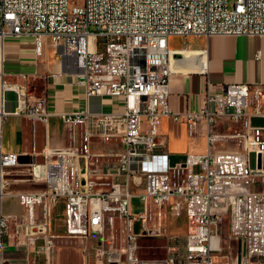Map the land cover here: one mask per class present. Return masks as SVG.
Listing matches in <instances>:
<instances>
[{
    "label": "built area",
    "instance_id": "obj_1",
    "mask_svg": "<svg viewBox=\"0 0 264 264\" xmlns=\"http://www.w3.org/2000/svg\"><path fill=\"white\" fill-rule=\"evenodd\" d=\"M244 34L264 35V0H236L232 8L229 0H0V264H53L59 235L52 233L48 203L59 199L66 202L64 236H98L93 262L84 247L86 264L150 263L138 256V239L164 235L163 208L186 216L188 231L179 249L170 246L177 254L153 264H264V83H228L208 92L195 112H174L169 104L177 53L171 36ZM11 37L33 38L38 56L49 38L88 96L124 102L121 112L62 115L71 142L45 148L43 162L29 163L32 180L47 187L17 194L26 209L21 215L2 211L3 175L21 163L18 153L3 149L6 92L18 93L15 114L33 123H47L50 112L47 96L31 97L26 83L6 79ZM165 116L186 121L191 131L203 125L207 151L172 161L160 132ZM221 124L237 126L236 132L217 131ZM115 138L120 152L92 151L93 142ZM230 138L236 148H218ZM133 196L145 205L139 214L132 212ZM153 209L159 222L151 226ZM137 217L143 220L139 233L133 230ZM116 219L123 222L124 243L106 248V225L114 228ZM6 238L33 247L34 259L10 263Z\"/></svg>",
    "mask_w": 264,
    "mask_h": 264
},
{
    "label": "crops",
    "instance_id": "obj_2",
    "mask_svg": "<svg viewBox=\"0 0 264 264\" xmlns=\"http://www.w3.org/2000/svg\"><path fill=\"white\" fill-rule=\"evenodd\" d=\"M172 37L175 36H171L170 39ZM182 38L185 40V45L182 47L171 46L170 43V47L177 52L175 54H181L178 59L173 56V72L170 76L169 104L174 112L198 111L208 92L212 94L219 92L228 83H264V35H190L187 38ZM44 46L43 54L38 56L35 53L33 38L11 37L6 40V76L13 82L26 83L29 86L28 91L31 97H48L47 108L50 112L48 122L33 123L24 115L15 114L20 103L18 93L13 89L6 92L8 115L3 126V139L4 130L11 132L16 141L14 148L9 152L30 155L33 160H38V156L42 153L37 152L40 136L47 149L70 144V128L63 123L62 115L64 113L85 109L94 112H121L124 109L122 98L88 96L85 89L77 83L76 76L66 70L62 57L49 38L45 39ZM160 132L167 137V151L174 162L184 161L189 152L205 153L208 149L206 128L203 125L199 126L196 131H191L186 121H175L172 116H165L160 124ZM30 137L33 139L31 146ZM121 150L122 144L118 138L107 143H92V151L95 153L120 152ZM19 165L28 166L30 171L27 161H23ZM38 184L35 183L36 186ZM45 186L47 187V185ZM34 188L39 189L35 186ZM140 190H142V186L138 189V191ZM37 191L41 190L21 191L5 188L2 211L8 197H17L21 203L17 195L19 192ZM135 197L138 196L132 197L131 207ZM169 213L171 212L169 211ZM4 214L15 213L5 212ZM183 217L185 226L182 229L174 228L172 232H186L187 234L188 219L186 216ZM5 243L7 247L4 255L10 263L23 261L26 258L34 259L33 247L27 249L25 246H18L13 239L8 238L5 239ZM96 243L93 240L88 243L89 258L92 262L94 261ZM81 253L84 258L83 262L67 261L63 263L59 257L58 264H86L87 254L84 246Z\"/></svg>",
    "mask_w": 264,
    "mask_h": 264
},
{
    "label": "rangeland",
    "instance_id": "obj_3",
    "mask_svg": "<svg viewBox=\"0 0 264 264\" xmlns=\"http://www.w3.org/2000/svg\"><path fill=\"white\" fill-rule=\"evenodd\" d=\"M236 0H229V6L232 8L234 2ZM92 30H95L96 27L92 26ZM171 46L182 47L185 45V40L182 37L175 36L170 39ZM45 45V42H44ZM45 48V46H44ZM59 53V52H58ZM6 79L10 84H15L8 76ZM228 124H221L217 131L220 132H228L234 133L236 132L235 125H232L231 128H228ZM15 138L11 132L4 130V150L5 152H9L15 145ZM33 139L30 137L29 143L30 146L32 144ZM237 139L230 138L224 139L221 142H218V148L220 149H234L237 147ZM44 143L42 142L41 136L38 138L37 144V152H42L38 156V162L44 161ZM26 161L30 163L33 161L30 155L27 156ZM29 179H32L31 172L26 165H17L14 167H10L6 169V172L3 175L2 181L5 185V188L8 190H21V191H33V190H41L43 191L46 188V182L41 180L39 182H33ZM43 182V183H42ZM35 183H39L37 187ZM39 189H35L34 186ZM42 188V189H41ZM45 190V189H44ZM48 206L51 207V213L48 216L51 224H52V232L59 234L57 238H55V247L52 250V260L53 264H58V259L61 257L63 263L65 262H83L84 258L82 255V247L87 246L89 241H98V236L94 234H89L88 237H68L63 236L65 234L64 224H65V208L66 202L64 199H59L57 203H48ZM145 208L144 203L140 200V198L135 197L132 200V212L134 214H139ZM39 216L42 220H45V207L44 204L39 209ZM3 212H11L20 215L21 213H25L26 209L23 204H21L17 197H8V200L3 205ZM152 215L150 218L149 224L151 226L158 225L159 216L157 209H153L151 211ZM162 222H163V231L164 235L160 236H147L140 237L138 239V243L141 247L138 249V256L150 263H155V260L165 259L170 256L172 253L175 255L177 251H173L170 249V246L176 245L179 249L180 245L183 243L185 238V233H177L172 232V229H182L185 226V218L183 216L177 217L169 213L167 208H163L162 210ZM123 222L120 219H116L114 223V228H112V224L108 222L106 225V230L104 232V244L105 247L108 248L113 243L115 247H121L124 243L125 234L122 232ZM143 227V220L138 218L134 222L133 230L136 233H139ZM112 242V243H111ZM234 246V243H233Z\"/></svg>",
    "mask_w": 264,
    "mask_h": 264
},
{
    "label": "water",
    "instance_id": "obj_4",
    "mask_svg": "<svg viewBox=\"0 0 264 264\" xmlns=\"http://www.w3.org/2000/svg\"><path fill=\"white\" fill-rule=\"evenodd\" d=\"M180 57H181V54H174V58L175 59H178ZM26 158H27V155H20L19 156V159H20L21 162L26 161Z\"/></svg>",
    "mask_w": 264,
    "mask_h": 264
}]
</instances>
